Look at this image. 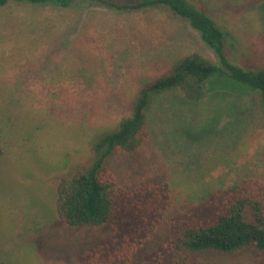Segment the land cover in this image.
<instances>
[{
	"label": "rangeland",
	"instance_id": "rangeland-1",
	"mask_svg": "<svg viewBox=\"0 0 264 264\" xmlns=\"http://www.w3.org/2000/svg\"><path fill=\"white\" fill-rule=\"evenodd\" d=\"M189 1L230 32L232 62L264 68V0ZM193 51L215 60L200 32L163 6L117 10L82 0L63 8L11 0L0 7L1 262L78 264L84 251L109 238L105 225L63 223L60 176L91 163L89 142L131 114L142 86ZM222 79L200 101L179 89L152 93L146 140L106 159L122 186L168 182L172 189V209L132 264H153L171 217L209 190L244 177L264 181V101L256 91L221 88ZM199 255L205 264H251L253 249Z\"/></svg>",
	"mask_w": 264,
	"mask_h": 264
},
{
	"label": "trees",
	"instance_id": "trees-1",
	"mask_svg": "<svg viewBox=\"0 0 264 264\" xmlns=\"http://www.w3.org/2000/svg\"><path fill=\"white\" fill-rule=\"evenodd\" d=\"M9 1L0 0V7ZM26 1L67 8L82 0ZM96 1L117 10L167 7L197 29L215 55L213 60L199 51L190 52L167 73L147 82L139 89L131 114L89 142L95 159L76 164L60 176L57 213L63 223L70 228L105 225L110 234L84 251L78 264H132L138 249L153 237L172 209V189L168 182L120 185L105 168L108 156L115 150L135 151L146 140L152 93L179 89L188 100L200 101L209 94L212 81L221 77V88L256 91L264 101V68H246L232 62L226 52L230 32L189 0ZM3 154L0 120V158ZM170 227L152 255L153 264H205L199 255L204 250L230 254L245 248L253 249L251 264H264V181L244 177L227 188L211 189L198 203L172 216Z\"/></svg>",
	"mask_w": 264,
	"mask_h": 264
}]
</instances>
